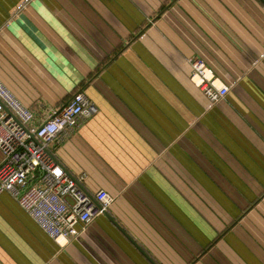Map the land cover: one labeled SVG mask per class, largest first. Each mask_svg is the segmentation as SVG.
<instances>
[{
    "label": "crops",
    "instance_id": "obj_1",
    "mask_svg": "<svg viewBox=\"0 0 264 264\" xmlns=\"http://www.w3.org/2000/svg\"><path fill=\"white\" fill-rule=\"evenodd\" d=\"M0 80L37 123L97 104L51 149L116 197L61 246L1 194L0 264H264V0H0Z\"/></svg>",
    "mask_w": 264,
    "mask_h": 264
},
{
    "label": "built area",
    "instance_id": "obj_2",
    "mask_svg": "<svg viewBox=\"0 0 264 264\" xmlns=\"http://www.w3.org/2000/svg\"><path fill=\"white\" fill-rule=\"evenodd\" d=\"M191 80L212 102L231 90L202 58L192 62ZM98 111L89 96L76 90L44 122L37 123L36 111L0 80V195L10 193L61 246L80 240L87 225L105 214L116 199L105 189L87 190V174L70 173L51 149Z\"/></svg>",
    "mask_w": 264,
    "mask_h": 264
}]
</instances>
